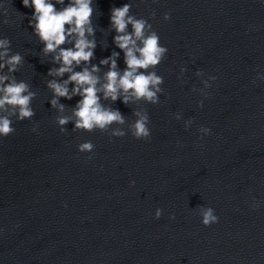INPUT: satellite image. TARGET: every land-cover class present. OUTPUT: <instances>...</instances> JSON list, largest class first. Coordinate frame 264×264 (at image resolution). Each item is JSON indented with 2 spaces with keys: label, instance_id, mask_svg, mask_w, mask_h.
Returning a JSON list of instances; mask_svg holds the SVG:
<instances>
[{
  "label": "clouds",
  "instance_id": "9594fccd",
  "mask_svg": "<svg viewBox=\"0 0 264 264\" xmlns=\"http://www.w3.org/2000/svg\"><path fill=\"white\" fill-rule=\"evenodd\" d=\"M22 3L24 7L33 9L31 16L27 17L28 27L43 45L40 49L43 57H51L50 63L54 65L46 74L50 77L46 87L51 93V108L58 113L55 123L60 132L65 133L66 126L73 123L72 131H99L110 138L130 133L137 140H148L151 131L146 108L133 109L135 120L128 123L125 115L112 105L117 100L125 106L160 103L164 78L157 74L156 68L166 58L168 48L160 43V36L152 24L132 14L131 3L112 7L109 28L115 32L113 44L120 51H112L111 55L94 64L97 47L96 26L93 24L94 0H22ZM0 17H3L0 20L3 25L14 23L9 18V6L0 4ZM152 17L155 18L154 12ZM163 19L168 21L170 13H165ZM121 52L124 69H120L117 63ZM24 62V56L12 51L10 39L0 38V138L14 134V120H31L35 115L32 102L37 93L29 82L18 80L15 75ZM185 71L182 67L181 75ZM196 75L202 76L203 73L197 71ZM258 78L264 79V76ZM215 79L210 76L202 81L204 88L210 87L209 81ZM200 92L207 98L203 89ZM74 97L80 99L73 107L60 102L61 98L72 100ZM198 106H204L203 100L198 102ZM69 109L70 114H66ZM174 115L177 120L182 118L180 112ZM126 123L127 132L123 128ZM192 123L191 119L187 120L185 128ZM37 127L34 125L32 130L36 131ZM199 131L204 135L211 132L207 127H201ZM94 148L90 140L77 146L79 153H94ZM88 159L92 156L89 155ZM251 207L256 209L259 204L253 201ZM196 210L206 227L219 220L211 207L197 206ZM161 215L162 210L156 209L155 218L159 219Z\"/></svg>",
  "mask_w": 264,
  "mask_h": 264
}]
</instances>
